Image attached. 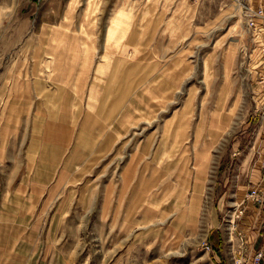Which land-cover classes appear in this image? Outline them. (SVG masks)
<instances>
[{
	"label": "rangeland",
	"instance_id": "rangeland-1",
	"mask_svg": "<svg viewBox=\"0 0 264 264\" xmlns=\"http://www.w3.org/2000/svg\"><path fill=\"white\" fill-rule=\"evenodd\" d=\"M261 38L264 0H0V264H211Z\"/></svg>",
	"mask_w": 264,
	"mask_h": 264
},
{
	"label": "crops",
	"instance_id": "crops-1",
	"mask_svg": "<svg viewBox=\"0 0 264 264\" xmlns=\"http://www.w3.org/2000/svg\"><path fill=\"white\" fill-rule=\"evenodd\" d=\"M261 40L262 38L257 39L254 49L255 58L249 62V66L252 67L249 73L253 80L252 82L255 84L251 88L252 104L254 103L251 108L260 112L262 120L258 122V135L250 150L252 157L246 178L235 191L233 195L235 200L231 201L234 209L235 204L244 200L245 211L241 217L235 220L236 226L234 228L231 224L233 220H229L230 217L227 219V243L229 244L227 250H225V240L219 230V225L215 224L214 228L212 227L210 230L209 238L211 243L218 247V250L211 251L212 253L207 252V255L210 256L211 264H233L232 258L238 256L236 250L238 248L237 242H239L237 241V232H240L246 241L245 256H251L256 251L261 250L263 252L261 264H264V200L258 204L249 198H245L250 188L264 182V165L261 163L264 160V45H261ZM260 131L262 134H260Z\"/></svg>",
	"mask_w": 264,
	"mask_h": 264
},
{
	"label": "built area",
	"instance_id": "built-area-1",
	"mask_svg": "<svg viewBox=\"0 0 264 264\" xmlns=\"http://www.w3.org/2000/svg\"><path fill=\"white\" fill-rule=\"evenodd\" d=\"M257 11L263 12L261 9L253 11V14H255V15L252 14V18H251V24L253 26H255V17L260 16L257 13ZM256 32L258 33V35L260 34V32H258V31H256ZM246 197L250 198L255 203H258V204L262 203V201L264 200V182L259 183L257 186H254L253 188H251L249 190V192L247 193ZM244 211H245L244 200L235 204L234 210L229 215V217H230L229 220H233V222L231 223L233 225V228H234V226H236L235 220L237 218L241 217L242 214L244 213ZM237 238L239 240V244H238V248L236 250H237V254L239 256L238 257L236 256V258H234V263L235 264H261L263 252L261 250H258L251 256H245L244 250H245V242L246 241L240 232H237ZM205 244H207V243H205ZM203 247L207 251H209V250L211 251L210 246L205 245Z\"/></svg>",
	"mask_w": 264,
	"mask_h": 264
},
{
	"label": "trees",
	"instance_id": "trees-1",
	"mask_svg": "<svg viewBox=\"0 0 264 264\" xmlns=\"http://www.w3.org/2000/svg\"><path fill=\"white\" fill-rule=\"evenodd\" d=\"M214 246V250H218V247H217V245H213Z\"/></svg>",
	"mask_w": 264,
	"mask_h": 264
}]
</instances>
